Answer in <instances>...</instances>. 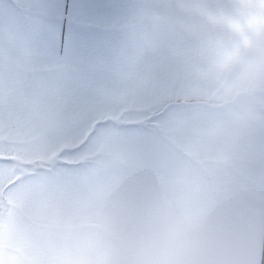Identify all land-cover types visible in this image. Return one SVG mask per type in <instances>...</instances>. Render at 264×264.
Segmentation results:
<instances>
[{"label": "crops", "instance_id": "obj_1", "mask_svg": "<svg viewBox=\"0 0 264 264\" xmlns=\"http://www.w3.org/2000/svg\"><path fill=\"white\" fill-rule=\"evenodd\" d=\"M155 3L0 0V155L57 162L40 170L0 162V209L7 198L10 215H31L26 193L39 192L35 241L54 242L60 211L72 206L93 146L105 141L122 160L111 174L129 231L148 194L186 168L201 200L189 264H264V95L227 108L190 94L193 37ZM137 5L148 8L149 39L129 55L125 26ZM140 109L148 110L141 127Z\"/></svg>", "mask_w": 264, "mask_h": 264}, {"label": "clouds", "instance_id": "obj_2", "mask_svg": "<svg viewBox=\"0 0 264 264\" xmlns=\"http://www.w3.org/2000/svg\"><path fill=\"white\" fill-rule=\"evenodd\" d=\"M173 21L193 37L187 88L205 105L239 107L264 95V0H171ZM148 8L135 6L125 26L129 55L142 47ZM131 87L133 82H125ZM70 208L60 211L54 242L37 244L31 216L44 198L26 193L31 215L0 210V264H189L201 226L200 184L177 168L144 200L129 231L116 210L118 185L111 169L122 163L108 142L92 148ZM96 161H103L98 166ZM19 203L23 198L13 197Z\"/></svg>", "mask_w": 264, "mask_h": 264}, {"label": "rangeland", "instance_id": "obj_3", "mask_svg": "<svg viewBox=\"0 0 264 264\" xmlns=\"http://www.w3.org/2000/svg\"><path fill=\"white\" fill-rule=\"evenodd\" d=\"M154 3L156 4V7L154 8L156 11H162L163 10V11H170L171 12V9L169 7L171 0H154ZM147 111L148 110H146V109L138 110L139 116L138 117L134 116V126L141 127V126H143V124L146 123V120L148 118V114L145 112H147ZM158 112L159 111L156 110L157 115L159 114ZM3 163H4V165H12V163H8V162H3ZM56 164L57 163H54L53 165H49V167L54 168L57 166Z\"/></svg>", "mask_w": 264, "mask_h": 264}, {"label": "water", "instance_id": "obj_4", "mask_svg": "<svg viewBox=\"0 0 264 264\" xmlns=\"http://www.w3.org/2000/svg\"><path fill=\"white\" fill-rule=\"evenodd\" d=\"M0 162H8V163H13L16 166H27L29 165L28 163L22 162L19 159H16L14 157H4L0 155Z\"/></svg>", "mask_w": 264, "mask_h": 264}, {"label": "trees", "instance_id": "obj_5", "mask_svg": "<svg viewBox=\"0 0 264 264\" xmlns=\"http://www.w3.org/2000/svg\"><path fill=\"white\" fill-rule=\"evenodd\" d=\"M54 163H57L53 160H50L48 162H33V163H30L29 165L33 166L36 170H40L42 165H53Z\"/></svg>", "mask_w": 264, "mask_h": 264}, {"label": "built area", "instance_id": "obj_6", "mask_svg": "<svg viewBox=\"0 0 264 264\" xmlns=\"http://www.w3.org/2000/svg\"><path fill=\"white\" fill-rule=\"evenodd\" d=\"M1 210V209H0Z\"/></svg>", "mask_w": 264, "mask_h": 264}]
</instances>
